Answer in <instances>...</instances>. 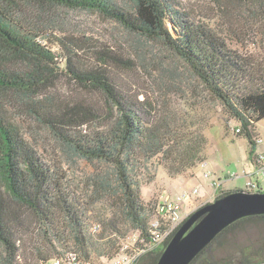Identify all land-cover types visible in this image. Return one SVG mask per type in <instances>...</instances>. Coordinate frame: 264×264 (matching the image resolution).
<instances>
[{
  "label": "trees",
  "instance_id": "obj_1",
  "mask_svg": "<svg viewBox=\"0 0 264 264\" xmlns=\"http://www.w3.org/2000/svg\"><path fill=\"white\" fill-rule=\"evenodd\" d=\"M125 1L127 7L114 0H0V264H52L69 251L108 263L118 244L110 234L119 228L106 209L98 208V200L115 195L125 224L139 230L147 243L152 210L141 198L142 172L153 159L173 177L206 163V137L200 128L192 130L197 123L175 118L171 110L156 111L147 99L122 91L108 68L122 63L112 51L74 37L50 40L51 33L21 25L16 18L24 12L21 3L93 11L161 45L238 123V133L256 144L255 124L264 118V0H213L224 17L233 19L225 18L228 24L242 19L241 28L259 25L261 45L246 53L230 47L222 36L228 33L210 24L204 5L192 15L175 9L170 0ZM84 49L99 60L81 58ZM61 76L83 95L51 93ZM6 99L59 142L66 155L105 164L108 170L77 181L62 174L60 165L46 164L4 109ZM235 190L244 189L221 190L217 197ZM260 220L264 215L232 223L190 264H213L204 257L213 244ZM94 224L102 225L101 232H92ZM171 236L136 264H155ZM242 255L232 264L251 263L246 249Z\"/></svg>",
  "mask_w": 264,
  "mask_h": 264
},
{
  "label": "rangeland",
  "instance_id": "obj_2",
  "mask_svg": "<svg viewBox=\"0 0 264 264\" xmlns=\"http://www.w3.org/2000/svg\"><path fill=\"white\" fill-rule=\"evenodd\" d=\"M114 1L128 6L125 0ZM170 4L184 14L192 15L198 12L197 9L201 11L204 5L203 12L212 16L209 20L210 24L228 33L222 36L230 47L239 52H255L261 45V34L256 30L258 24L250 22L251 29L248 26L241 28L243 21L241 19L240 22L229 23V25L228 21H225V18L229 20V17L223 16L213 0H170ZM21 8L24 12H19L16 17L21 25L51 33L50 40L55 35L74 37L76 40L91 43L100 51L115 53L121 58L122 63H110L108 68L122 91L138 96L139 99H147L156 111H173L175 118H184L187 122L192 121V124L197 123L193 124L196 127L192 130L200 128L203 132L207 140L206 166L199 165L173 177L167 173L163 165H158L153 159L148 169L142 172L140 193L143 203L152 210L150 221L155 216L156 206L158 201H162L163 195L169 194L175 197L178 194L187 193L180 202L183 207L182 215H185V212L191 214L200 206L213 201L221 190L244 189L247 180L245 175L251 174L254 169L253 155L264 151V118L256 122L254 129L255 138H261L262 143L250 145L247 137L236 131L238 123L231 119L222 105L203 92L187 66L183 65L179 59L170 57L171 55L169 56L161 45L139 38L119 23L93 11L61 7L47 8L25 3H21ZM190 8H193V11H190ZM166 23L171 29V24L168 21ZM234 33H239L238 38L234 36ZM237 39L241 40L240 43H236ZM96 55L87 49L79 52V56L88 61L99 60ZM50 92L61 98L83 95V92L71 83L67 76H61L55 81ZM12 103L13 101L6 99L4 109L8 115L15 117L19 128L46 164L60 165L62 174L77 181H84L85 177L96 176L108 170L105 164L89 163L66 155L59 142L26 113H21ZM206 171L212 174L205 177ZM231 174L236 175L229 177ZM251 178L254 181L258 179L264 190V177L259 175L256 178L252 175ZM220 180L221 186L215 190L212 183ZM194 189H197L195 193H193ZM97 206L99 209H106V216L116 222L119 230L115 232L116 234L114 232L110 234V236L115 235V239L118 240L117 236H123L124 233L126 235L139 231L125 224L119 213L115 195L104 196L98 200ZM100 226L102 230V225ZM263 242L264 221H255L226 233L223 239L213 244L204 257L213 264H232L240 262L242 252L246 249L250 264H264ZM91 260L101 264V260L93 257Z\"/></svg>",
  "mask_w": 264,
  "mask_h": 264
},
{
  "label": "water",
  "instance_id": "obj_3",
  "mask_svg": "<svg viewBox=\"0 0 264 264\" xmlns=\"http://www.w3.org/2000/svg\"><path fill=\"white\" fill-rule=\"evenodd\" d=\"M255 215H264V190H235L216 197L189 214L155 264H190L221 231Z\"/></svg>",
  "mask_w": 264,
  "mask_h": 264
},
{
  "label": "built area",
  "instance_id": "obj_4",
  "mask_svg": "<svg viewBox=\"0 0 264 264\" xmlns=\"http://www.w3.org/2000/svg\"><path fill=\"white\" fill-rule=\"evenodd\" d=\"M238 132L239 129L236 128ZM255 143H262L261 138H255ZM205 165V163L203 164ZM254 169L251 174H246V183L244 190L247 192H254L261 190L258 179L254 181L251 176L255 175L258 178L259 175L264 177V151H260L254 155L253 158ZM210 172L204 173L205 177H209ZM231 174L230 176H235ZM215 190L221 186V180L219 182L212 183ZM259 187V188H258ZM197 189L193 190L195 193ZM187 193L178 194L175 197L171 195H163L162 201H158L156 206L155 216L149 223L148 232L150 234V241L145 243L143 236L140 232L129 233L118 237L117 252L108 261V263L101 261V264H136L138 258L148 250L154 249L159 245H162L171 235L178 229L183 220H185L189 213L185 212L182 215V209L180 202L186 197ZM100 225L94 224L92 232L100 231ZM147 246V248H145ZM52 264H97L92 260H86L82 258L77 252L69 251L63 256L53 258Z\"/></svg>",
  "mask_w": 264,
  "mask_h": 264
}]
</instances>
